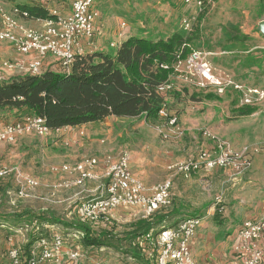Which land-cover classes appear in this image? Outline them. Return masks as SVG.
Wrapping results in <instances>:
<instances>
[{
	"label": "rangeland",
	"instance_id": "1",
	"mask_svg": "<svg viewBox=\"0 0 264 264\" xmlns=\"http://www.w3.org/2000/svg\"><path fill=\"white\" fill-rule=\"evenodd\" d=\"M2 2L10 9L12 3L30 4L33 1ZM64 5L65 3L62 6ZM93 7L100 14L98 21L102 26V34L87 43L89 52L113 55L117 48L112 47L111 43L117 40L121 31L126 32L122 40L130 36L167 39L174 33H183L190 39L189 52L192 49L201 53H217L208 56L216 70L230 73L236 81L247 86L264 88V71L259 75L250 70V66L255 65L256 61L252 53H259L256 58H260L264 57V50L255 49L248 55L240 53L246 49L264 46V37L257 26V23L264 19V0H211L200 8L186 4L184 0H98ZM191 8L193 13H190ZM200 14L202 18H199ZM183 20L189 22V30L183 29ZM181 49L177 52L182 55ZM11 51L6 44L0 43V64L4 60L16 59V56L6 54ZM221 52L231 53L219 55ZM237 60H241L239 65L236 64ZM260 65V61L256 62V66ZM0 76H3L1 68ZM167 80L174 87L166 93L165 116L158 115L150 121L110 117L98 128L99 134L93 132L85 135L84 132L79 135L82 138L80 142L84 143L82 146H56L54 141L57 137L39 138L35 135L19 137L13 144L0 142V166L17 167L22 176L34 177L40 184L31 191L36 196L33 204H30L32 198L19 199L15 196V183L11 179L5 188L0 189V264L6 262V253L10 246L24 249L34 229L32 219L23 216L18 222L20 225L22 222L27 224L29 232L18 233L16 226L9 222L14 221L13 218L7 219L6 216H13L15 213L37 216L41 215L39 207H48V213L58 218L59 222L54 225L59 226L64 236H71L74 232L72 226L77 225V220L68 212L72 211L79 201L71 204L64 201L70 197L66 193L74 188L58 190L51 201L45 200L49 190L45 187L47 183H44V180L46 182L47 178H50L46 170L66 162L67 152L76 156V162L84 157L94 158L92 156L100 153H103V159L108 155L113 159L125 152L136 178L151 189L167 178V165L210 148L211 141L203 136V132H209L229 142L235 149L246 147L251 152V157L256 154L258 157L245 172L243 179L232 189L229 187L232 185L231 175L234 173L229 170H213L209 173L194 174L189 178L173 179L172 206L167 209V218L162 224L174 227L180 219L197 211L199 216L205 217V225L212 228L211 234L216 236L218 230L236 227L242 217L244 218V213L248 212L246 207L242 209L238 205L240 198L245 196L244 193L248 197L251 195L244 198L252 200L253 207L261 202L264 195V110L251 116L240 117L233 109L235 104H238L236 94L234 97L229 93L218 96L208 90L185 85L177 79L173 68ZM209 94L213 95L211 99L206 97ZM258 106V109L264 107L263 104ZM172 116L178 119L183 135H169L164 139L159 132H169L167 121ZM22 117L23 115L19 114L2 113L0 121L11 123L19 121ZM97 185L98 182H87L85 187L91 189ZM217 195L225 200V203H221L223 209L218 211L213 209L214 197ZM88 198L91 196L85 199ZM210 207L215 212L213 215H208ZM173 208H177L178 214L171 211ZM114 218L110 232L113 246L106 248V251L95 252L94 255L99 258L106 256L107 264H145L144 258L138 260L129 253V250H132L142 256L136 241L124 238L126 232L131 230V224L137 221L134 213L129 210H117Z\"/></svg>",
	"mask_w": 264,
	"mask_h": 264
},
{
	"label": "built area",
	"instance_id": "2",
	"mask_svg": "<svg viewBox=\"0 0 264 264\" xmlns=\"http://www.w3.org/2000/svg\"><path fill=\"white\" fill-rule=\"evenodd\" d=\"M32 1L22 6L39 8L46 12V18L31 16L27 10L14 3L7 9L0 0V43L6 44L19 56L15 60L1 62L3 76H0V80L15 75H40L48 70L43 64L47 58L57 62L59 68L56 72L67 74L73 58L87 53V43L102 34L101 28L97 26L100 14L93 7L98 0ZM184 2L197 8L202 5L200 0ZM26 22L34 23V26H28ZM182 27L189 30V22L183 20ZM123 35L125 34L121 31L111 46L119 48L124 41ZM184 47L189 46L183 44L181 48ZM210 55L208 52L201 53L190 49L181 58V53L177 52L172 65L177 79L185 85L208 90L218 96L229 93L234 97L236 94L240 107L264 105V88L247 86L236 81L230 73L216 70L207 58ZM160 67L168 68L167 65ZM173 87L166 80L157 86L156 91L166 94ZM158 115L165 116L164 109ZM167 126L169 132H159L164 139L169 135H183L175 116L169 117ZM51 132L53 131L46 126L45 119L34 115L24 116L11 123L0 121V142L6 144H13L19 137L26 135L45 138ZM203 136L211 141V147L167 165V178L151 189L131 173L129 157L122 152L113 159L109 155L105 156L102 162L97 158H83L75 164L64 163L49 167L51 174L66 175L68 178L49 187L47 198H53L58 190L82 188L87 182H98L91 198L83 200L76 209L77 222L86 226L91 234L111 231L117 210H129L137 220L150 221L160 210L171 206L172 184L177 176L189 178L201 172L229 170L239 178L251 168L253 155L251 157V152L246 147L235 149L229 142L209 132H203ZM100 163L104 170L98 175L95 170ZM8 177L15 183L17 198L35 197L31 191L40 184L34 177L22 176L17 167L0 166V180ZM220 203V197H216L214 207ZM201 221L200 217L184 218L174 227L164 228L156 233L150 231L136 238V244L146 264H198L192 256L190 244ZM16 231L26 233L29 232V227L26 224ZM34 232L42 233L29 255L20 247L10 246L6 253V262L2 264H107L106 256L99 258L94 255L95 252L106 251V248L85 247L82 244L85 232L74 230L71 236H64L59 226L39 225L36 222L32 233ZM263 235L264 206L258 219L243 220L234 232L232 249L242 256L243 264L262 263L263 250L259 242Z\"/></svg>",
	"mask_w": 264,
	"mask_h": 264
},
{
	"label": "trees",
	"instance_id": "3",
	"mask_svg": "<svg viewBox=\"0 0 264 264\" xmlns=\"http://www.w3.org/2000/svg\"><path fill=\"white\" fill-rule=\"evenodd\" d=\"M200 1L205 5L211 0ZM21 8L31 16L47 17L46 12L37 7ZM201 15L199 18H202ZM189 41V37L183 33H174L167 39L130 36L113 55L87 52L75 56L67 74L47 70L40 75H15L0 80V114L42 117L51 131L99 122L108 117L154 120L158 117V112L165 109L166 103V94L157 92L156 88L168 79L176 52ZM185 48L182 49V58L189 52ZM160 65H167L168 68L163 69ZM206 97L211 99L213 95ZM235 111L238 116H249L255 110L247 106ZM10 179L12 180L10 177L0 180V189L5 188ZM27 214L29 213H15L5 218H13L14 221H7L12 222L11 225L16 228L26 225L18 222L23 216L30 217L39 225L59 222L57 217L48 212L37 216ZM196 215L194 213L189 217ZM166 218V215L156 213L150 221L137 220L131 224L132 228L124 238L133 241L147 232L156 233L170 228L162 224ZM72 227L85 232L81 241L85 247L113 246L111 231L91 235L86 226L78 222ZM41 233L34 232L30 235L23 249L26 255H29ZM129 253L138 260L144 258L135 251L129 250Z\"/></svg>",
	"mask_w": 264,
	"mask_h": 264
},
{
	"label": "crops",
	"instance_id": "4",
	"mask_svg": "<svg viewBox=\"0 0 264 264\" xmlns=\"http://www.w3.org/2000/svg\"><path fill=\"white\" fill-rule=\"evenodd\" d=\"M31 1L32 0H30V2ZM14 5L22 6V5H25V4L14 3ZM190 13H193L192 12V8L190 9ZM261 21L262 20H260L257 23V26H258V24ZM26 25L34 26V23L26 22ZM97 26L102 27L99 21L97 22ZM125 33L126 32H124V34ZM88 47L89 46H86V48H87L86 52H89ZM255 49L264 50V46H260V47L257 46V47H253L251 49H246L244 51H240V53L248 55L251 52H253V50H255ZM207 52L211 54L210 56L217 54V53H214V52H211V51H207ZM223 53L228 55L231 52H221V53H219V55H221ZM6 54L9 55V56H16L15 57L16 59L19 58V56H17L13 51H11L10 53H6ZM252 54L255 55L254 58L256 59V61H255V65L253 64L252 66H250V70L255 72V74L259 73V75H260V73H262L264 71V57L256 58V57H258L259 53H255L254 52ZM235 57H237V56H235ZM208 60H209V57H208ZM240 61L241 60H237L236 64L239 65ZM259 61H260L261 65L260 66H256V62H259ZM209 62L211 63V60H209ZM43 64H44V67L46 68V70L48 69L50 71H55L56 72L58 70V68H59L57 62H55L51 58L45 59ZM246 71H247V69H246ZM251 87H260V86L251 85ZM232 100H233V98H232ZM238 108H241L238 104H235V106L233 107L234 110H236ZM252 108L255 110L254 113H257V112L261 113L264 110V107L258 109L259 106L258 107L257 106L256 107H252ZM234 113L236 114V111ZM254 113H252L251 115H253ZM251 115H249V116H251ZM240 117H247V116H240ZM109 119L110 118L108 117V118L104 119L103 121H99V122L87 123V124H83V125H79V126H75V127L60 128L56 132L55 131L51 132L48 136H51L52 139H53V137L54 138L57 137L56 141H54V144L56 146L57 145L62 146L63 144H66V145L68 144V145H71V146H73V145L82 146V145H84V143L80 142L82 138H80L79 135L81 136V133L84 134V132L86 133L85 135L93 134V132L96 133V134H99L100 131L98 130V128H100V125L103 124L105 121H108ZM77 132H78V135L76 136ZM100 142H102V141H100ZM209 147H211V144L209 145ZM102 155H103V153H100V154H96V156H92V157L98 158V160H100L102 162V160H103V158H101ZM65 157H66L67 161L66 162H61V163H59V165L60 164H64V163L65 164H75V163H77L76 160H75L76 159L75 155H71L70 153L67 152ZM257 157H258L257 154L253 156L252 165L254 163V160ZM74 161H75V163H73ZM129 167H130V165H129ZM103 170H104V166L100 163V165L96 168L95 172L98 175H100L103 172ZM46 171H47V174L50 176V178H47L46 182L44 180V183H47V184H45V187H47V188L52 187L55 184H57L58 182H60L61 180H64V179L68 178V176H66V175L54 176L53 174H51L49 172L48 168H47ZM130 171L135 177H137L132 172L131 167H130ZM195 175H199V174H195ZM180 177L182 178V176H177L176 178H180ZM242 179H243V176L238 178V177H235L234 175H231V181H232V185L231 186L232 187L230 186L229 188L230 189L234 188L236 185H238V182H240ZM98 185L96 187H94V188H91V189L86 188L85 187L86 185H85L82 188H74L69 193H66V194L70 195V197H68V198H66L64 200V201L67 202V204H71V203H74L76 201H79V203L76 204L75 208H73L72 211L68 212L69 215H74L73 217H75L74 218L75 220H76V209H77L78 205L83 200H85V198H87L89 196H92L95 193V190L97 189ZM48 192L49 191H47V193ZM47 193H46V196H47ZM244 195L246 197H248L247 194L244 193ZM245 196L240 198V200L238 202V205H239L240 208L244 209L246 207L247 208L246 210H248V212L244 213L245 214L244 218L242 217V220L239 222V224L236 227L227 228L226 230L221 229V231L218 230L217 233L215 232L216 236H214V234H211L210 231H212V228L205 225V222H204V220H205L204 218L205 217H201L198 214L196 215V217L202 218V221H201L200 226L196 230L195 236L193 237V239L191 241L190 248H191L192 256H193L194 260L198 264H243L242 256L236 254L233 251V249H232L233 242H234V232L236 231V229L239 227V225L241 224V222L243 220H246V219H258L261 216V212H262L263 206H264V195H263V199L261 200V202L257 203V206H255V207H253V201L249 200L247 198L245 199L244 198ZM250 196L251 195H249V197ZM216 197H220L221 203H225L224 197L222 198L221 196L217 195V196L214 197V201H215ZM35 198H36V196H35ZM35 198H33L31 200L29 199L30 202H31L30 204H33V202L35 201ZM172 198H173V193H172ZM51 199L52 198H45L46 201H51ZM221 203L219 205L213 207V209L217 210V211L223 209V206H221ZM171 206H172V204H171ZM213 206H214V202H213ZM216 207H219V208H216ZM169 208L160 210L157 213V215H166L167 214V209H169ZM210 209H211V207H210ZM213 209H211V211L208 212V215L210 213H212V215L215 213ZM38 211L40 213H42V212L47 213L48 212V207H39ZM171 211H173L174 213L178 214L177 208L176 209L173 208V210H171ZM196 212L197 211H195L194 213H196ZM194 213H191V214H194ZM184 218H189V217H184ZM259 244H260V246H261V248L263 250V258H262V263L261 264H264V235L262 236Z\"/></svg>",
	"mask_w": 264,
	"mask_h": 264
},
{
	"label": "water",
	"instance_id": "5",
	"mask_svg": "<svg viewBox=\"0 0 264 264\" xmlns=\"http://www.w3.org/2000/svg\"><path fill=\"white\" fill-rule=\"evenodd\" d=\"M258 30L262 33V35L264 36V20H262L259 24H258Z\"/></svg>",
	"mask_w": 264,
	"mask_h": 264
}]
</instances>
